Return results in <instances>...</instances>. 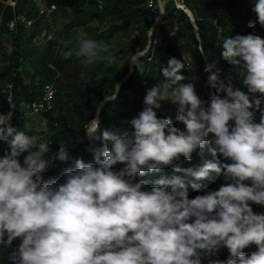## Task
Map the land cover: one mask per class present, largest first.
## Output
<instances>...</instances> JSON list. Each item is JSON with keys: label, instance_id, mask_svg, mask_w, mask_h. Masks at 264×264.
Segmentation results:
<instances>
[{"label": "clouds", "instance_id": "clouds-1", "mask_svg": "<svg viewBox=\"0 0 264 264\" xmlns=\"http://www.w3.org/2000/svg\"><path fill=\"white\" fill-rule=\"evenodd\" d=\"M252 3L257 20L248 27H264V0ZM218 46L254 100L231 77L221 80L210 63L204 71L216 94L205 102L193 82L184 83L188 57L169 58L161 67L165 82L147 89L145 107L130 121L133 131L121 134L93 119L85 128L100 144L88 149L94 163L77 159L62 183L44 180L43 173L53 161H68L67 146L62 142L46 159L47 141L12 126L11 111L0 114V141L8 146L0 158V244L21 241L12 264H204L221 249L228 257L207 264H264V213L252 208L264 207V38L227 36ZM75 54L85 67L116 63L112 45L92 38H81ZM131 56L138 69V55ZM169 100L183 129L157 115ZM197 151L198 165L175 166L176 174L161 175L149 190V181L137 180L160 175L181 157L191 161ZM213 173L224 180L218 190L190 199L189 187L199 191ZM252 246L256 251L248 255Z\"/></svg>", "mask_w": 264, "mask_h": 264}, {"label": "trees", "instance_id": "trees-1", "mask_svg": "<svg viewBox=\"0 0 264 264\" xmlns=\"http://www.w3.org/2000/svg\"><path fill=\"white\" fill-rule=\"evenodd\" d=\"M98 1L0 0V114L11 111L12 126L30 136L36 135L25 116V106L40 99L45 84L51 83L55 88L53 110L42 116L47 117L48 127L36 136L50 144L46 159L58 152L62 142L67 146L69 159L67 162L53 161L43 173L46 181L62 183L65 171L74 169L77 159L94 163L88 151L91 146L85 128L93 119L100 121L101 128L119 129L121 134L133 131L130 121L145 107L147 89L165 82L161 67L166 66L169 58L183 62V56L188 57L191 67L182 72L187 78L184 83L193 82L197 94L205 102L216 94L208 83L210 73L204 71L206 64L210 63H215L214 71H219L221 80L227 82L231 77L233 85L249 95L250 101L256 98L242 85L235 66L223 59L222 46H218L227 36L255 34L264 38V27L259 23L254 29L248 27L250 21L257 20L252 11V0H168L163 19L156 26V15L147 8L146 0H104L101 8ZM11 2L15 3L14 7L10 6ZM49 5H54L55 10L39 15V10ZM186 10L192 14L194 25ZM21 16L31 20L32 26L26 29L17 21L10 30L8 23ZM121 35L130 37L125 47L119 45ZM81 38L110 43L116 63L82 65L81 58L75 54ZM147 47L148 50L138 56L137 69L130 64L131 55H139ZM65 51L73 54L65 57ZM250 111L255 113L256 122H259L258 110L253 107ZM157 115L170 119L176 127L183 129L177 121V106L170 100L161 102ZM88 139L93 147H97V142ZM7 152V144L0 141V158ZM26 155L23 153L19 157L21 164ZM205 158L231 162L207 154ZM200 162L197 151L191 161L181 157L178 165L165 168L160 175L149 173L137 177V180L149 181L145 188L149 190L161 175L171 177L176 174L175 166L186 168ZM122 167L117 165L115 170ZM212 177L200 182L199 191L189 187V198L218 190L224 180L214 173ZM252 208L254 213H264L262 206L252 205ZM20 242L17 239L11 246L0 244V264H12L10 255ZM254 251L255 246L246 249L248 255ZM228 255L227 249H221L209 256L204 264L209 259L225 260Z\"/></svg>", "mask_w": 264, "mask_h": 264}, {"label": "built area", "instance_id": "built-area-1", "mask_svg": "<svg viewBox=\"0 0 264 264\" xmlns=\"http://www.w3.org/2000/svg\"><path fill=\"white\" fill-rule=\"evenodd\" d=\"M104 0L98 1L99 8L102 7V3ZM168 0H146V5L148 9L153 10L156 15L155 23H159L162 21L164 16V8ZM15 3L11 2L10 6L14 7ZM55 6L49 5L44 6L39 10V15H44L47 12L54 11ZM1 18V17H0ZM17 21L20 22L24 28L28 29L32 26V21L27 19L26 17H19L17 20H11L8 23V28L12 30ZM154 23V24H155ZM156 26V25H155ZM54 97H55V88L53 84H45L42 89V93L40 99L37 101H33L25 106V111L31 115L43 116L49 114L53 110L54 106ZM1 108V105H0Z\"/></svg>", "mask_w": 264, "mask_h": 264}, {"label": "rangeland", "instance_id": "rangeland-1", "mask_svg": "<svg viewBox=\"0 0 264 264\" xmlns=\"http://www.w3.org/2000/svg\"><path fill=\"white\" fill-rule=\"evenodd\" d=\"M72 17H73V15L71 13L70 18H72ZM129 38L130 37H126L125 35H121L119 37V41H120L119 45L121 47L122 46L125 47L128 43ZM142 55H143V53H142ZM25 116L28 118L29 126L32 128V131L34 132V134L39 135L41 132H43L47 129V127H48L47 117H42V116H38V115H31V114L27 113L26 111H25ZM86 136H87V129H86ZM88 143L90 144L91 147H93L91 142L89 141V139H88ZM96 145H97V147H99L98 142L96 143Z\"/></svg>", "mask_w": 264, "mask_h": 264}, {"label": "water", "instance_id": "water-1", "mask_svg": "<svg viewBox=\"0 0 264 264\" xmlns=\"http://www.w3.org/2000/svg\"><path fill=\"white\" fill-rule=\"evenodd\" d=\"M186 13H187V15H188V17H189L191 23L194 25V20H193L192 14H191L189 11H187V10H186ZM155 25H157V23H155L154 26H155ZM150 36H151V32H150V35H149V39H150ZM147 50H148V47H147L146 50L143 52V54H144ZM141 55H142V53H141L140 55H138V56H141Z\"/></svg>", "mask_w": 264, "mask_h": 264}]
</instances>
